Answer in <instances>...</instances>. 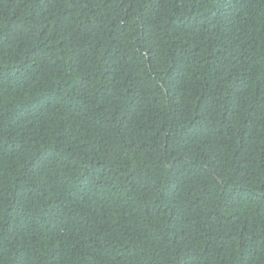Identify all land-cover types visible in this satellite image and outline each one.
I'll list each match as a JSON object with an SVG mask.
<instances>
[{
	"label": "trees",
	"instance_id": "16d2710c",
	"mask_svg": "<svg viewBox=\"0 0 264 264\" xmlns=\"http://www.w3.org/2000/svg\"><path fill=\"white\" fill-rule=\"evenodd\" d=\"M0 264H264V0H0Z\"/></svg>",
	"mask_w": 264,
	"mask_h": 264
}]
</instances>
